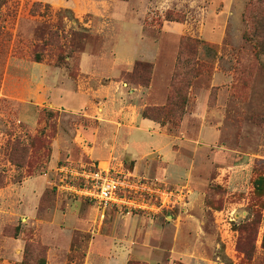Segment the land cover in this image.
I'll return each mask as SVG.
<instances>
[{"label": "rangeland", "instance_id": "1", "mask_svg": "<svg viewBox=\"0 0 264 264\" xmlns=\"http://www.w3.org/2000/svg\"><path fill=\"white\" fill-rule=\"evenodd\" d=\"M81 5L87 9L75 12ZM212 6L227 15L212 14L203 38ZM173 24L189 25V33L165 31ZM181 39L188 49L179 69ZM115 59L117 67L140 60L135 65L147 70L144 77L127 74L135 65L123 71L119 81L133 87H144L151 71L153 83L157 63L170 78L167 98L177 73L179 106L159 124L195 140L205 124L206 142L176 143L193 164L191 177L145 179L154 193L174 197L165 205L155 194L132 197L124 210L113 209L121 214L118 228L95 205L55 186L61 165L93 160L75 140L87 118L52 105L54 84L45 74L76 79L81 60L84 69L105 73ZM121 169L132 171L133 163ZM90 212L98 214L93 222ZM70 218L82 226L64 243ZM110 229L121 239L135 229L139 241L155 231L151 244L166 256L176 249L194 252L202 264H264V0H0V264H85L93 240ZM176 233L193 237L175 248Z\"/></svg>", "mask_w": 264, "mask_h": 264}, {"label": "crops", "instance_id": "2", "mask_svg": "<svg viewBox=\"0 0 264 264\" xmlns=\"http://www.w3.org/2000/svg\"><path fill=\"white\" fill-rule=\"evenodd\" d=\"M102 3H105V1ZM124 3L128 5L126 2L121 4ZM214 8L212 6L205 11L206 22L203 24L201 32L203 38L206 34V23L212 14H219L224 18L227 15L226 9L218 11ZM82 9L87 8L81 5L80 10L74 8V11L81 13ZM94 12L97 16L104 14V11L101 10L95 9ZM111 12H113L112 9ZM166 28L168 30L165 31L171 30L177 33V37L188 34L190 29L189 25L182 24L168 25ZM142 32H144L143 28ZM141 36L139 42L145 38L143 33H141ZM141 60L147 61L145 58H141ZM137 61L140 60H128L125 66L117 67V59H115L113 66L109 68L110 71L113 70L103 73L91 69L88 65L87 69H84L81 60V73L76 79L69 77L67 73L62 75L63 71L62 73L45 71V74L49 76L55 86H52L50 93L55 101L52 105L64 111L80 114L82 117L87 118L89 122L88 126L78 128L75 139L76 143H83L84 156L93 160V163L82 166H95L102 170H113L142 179L151 177L165 180L188 179L191 177L192 171L190 167H193V164L189 166L190 161L180 157L181 155L174 150V146L176 143H181V146H184L187 143H197L199 140L206 143L202 137L205 124L198 134L199 140H195L189 138L183 132L179 134L171 132L168 125L163 126L144 118L142 112L146 107L152 104L164 105L167 102V87L170 78L166 75V71L161 69L158 71L157 63H153L156 66V74L151 87H133L130 84L119 81L118 79L123 71L131 70ZM205 113L207 114V111ZM185 122L186 120L182 123L183 127H185ZM125 161L133 163L134 169L132 171L126 169L118 170L120 166L125 168ZM63 167L65 165H61V168L59 167L57 170ZM54 183L58 192H67L66 194L77 197L74 193L61 186L59 174L58 179ZM78 199L95 205L100 217H105L106 215L113 217L110 227L116 226L118 228L120 226L118 223L120 222L121 214L116 213L114 210H124L122 207L111 206L104 211L94 201L81 197H78ZM72 211L74 214V208ZM128 215H130V212ZM66 217L67 214H64L62 220ZM97 217L98 214L90 212L88 220L93 222V219ZM76 218L75 220L70 218V221H72L69 223L70 227H66L62 231L64 243L70 241L72 229L82 226L76 222ZM57 223L60 224V222ZM115 223L117 224L115 225ZM88 226L89 229L95 228L92 224L85 226V229H88ZM112 231L113 229H110L109 235H101L100 238L93 240L94 242L85 258V264H128L133 259L141 260L146 264H176L175 260L177 258L185 264H202L203 262V258L194 252H184L181 255H177L176 249H174V251H169L167 256L166 253H161L159 248L151 244V236H155V231L148 232L140 241L136 239L135 229L128 232V238L125 237L123 239L118 238ZM195 234L196 236H192L193 238L200 236L198 232H195ZM192 237L185 238L176 233L173 239L175 248L178 243H184Z\"/></svg>", "mask_w": 264, "mask_h": 264}, {"label": "built area", "instance_id": "3", "mask_svg": "<svg viewBox=\"0 0 264 264\" xmlns=\"http://www.w3.org/2000/svg\"><path fill=\"white\" fill-rule=\"evenodd\" d=\"M61 186L74 195L94 201L106 211L111 206L124 207L135 200L132 197L157 195L165 205L174 196L172 192L157 190L146 182L134 176L119 173L113 170L106 171L95 166H81L79 168L67 165L58 171Z\"/></svg>", "mask_w": 264, "mask_h": 264}, {"label": "trees", "instance_id": "4", "mask_svg": "<svg viewBox=\"0 0 264 264\" xmlns=\"http://www.w3.org/2000/svg\"><path fill=\"white\" fill-rule=\"evenodd\" d=\"M187 47L185 46L184 42H182L181 39V43H180V49H179V54H178V61H177V68H181L182 66H185V62L182 60V56L184 54L185 51H187ZM188 64V63H187ZM153 69V67H152ZM127 74H137V76L140 77V75L142 77L148 75L147 70H144L141 68V66L139 65H135L134 68L132 69V71H130ZM153 77V71H151V73H149V78L148 80L145 81L144 83V87L149 88L152 84V78ZM177 78V73L173 74L172 80H171V91H173V93H170L168 98H167V102L165 105L163 106H148L145 108L144 112L142 113V116L146 119H150L152 121H155L157 123H161L159 120V117L164 118L165 116L171 114V112L174 110V108L178 107V102H177V96L175 94V87L173 88L174 82ZM120 79H123V73L121 74ZM136 83V85H140L137 82H134V84ZM131 84V83H128ZM142 86V85H141ZM262 248L264 249V233H263V240H262ZM246 255H248L247 252H245ZM131 264V261L128 263Z\"/></svg>", "mask_w": 264, "mask_h": 264}]
</instances>
